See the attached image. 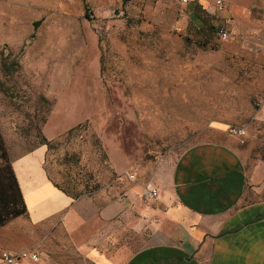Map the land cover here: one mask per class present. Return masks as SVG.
<instances>
[{
	"label": "rangeland",
	"instance_id": "374dc122",
	"mask_svg": "<svg viewBox=\"0 0 264 264\" xmlns=\"http://www.w3.org/2000/svg\"><path fill=\"white\" fill-rule=\"evenodd\" d=\"M207 1L195 13L180 0H0V130L11 161L44 146L54 184L121 193L129 174L138 182L216 141L244 162L248 199L264 200V0H223L224 11ZM202 18L228 37L207 34ZM123 229L104 253L144 245ZM42 238L30 249L36 264H94L58 233Z\"/></svg>",
	"mask_w": 264,
	"mask_h": 264
},
{
	"label": "crops",
	"instance_id": "0c3cea01",
	"mask_svg": "<svg viewBox=\"0 0 264 264\" xmlns=\"http://www.w3.org/2000/svg\"><path fill=\"white\" fill-rule=\"evenodd\" d=\"M45 152L37 147L12 161L28 210L0 226V253L36 249L45 234L58 233L94 264H264V200L248 199L246 166L230 145L199 142L148 177L128 178L121 193L75 198L50 180ZM147 185L157 197L143 198ZM120 228L132 229L144 245L133 254L116 246L104 253L105 238Z\"/></svg>",
	"mask_w": 264,
	"mask_h": 264
},
{
	"label": "trees",
	"instance_id": "16d2710c",
	"mask_svg": "<svg viewBox=\"0 0 264 264\" xmlns=\"http://www.w3.org/2000/svg\"><path fill=\"white\" fill-rule=\"evenodd\" d=\"M201 4L202 3L199 0H194L192 4L193 12L198 13L201 11ZM202 22L204 24V26H202L203 31H205L207 34H219L218 26H215L212 23H207L203 18ZM5 144V139L0 130V226L8 225L16 217L26 215L28 210L27 204L22 195L23 192L21 190L16 172L13 168L12 161ZM44 144H46V142H44ZM54 185L69 194V196L72 198L81 195L71 194L69 190L61 187L57 183Z\"/></svg>",
	"mask_w": 264,
	"mask_h": 264
},
{
	"label": "built area",
	"instance_id": "2783aa9c",
	"mask_svg": "<svg viewBox=\"0 0 264 264\" xmlns=\"http://www.w3.org/2000/svg\"><path fill=\"white\" fill-rule=\"evenodd\" d=\"M184 4H190L194 2V0H180ZM216 5L220 10L224 8L223 0H216ZM219 34L221 37H228V31L224 27H218ZM238 133H243L242 129L237 130ZM130 179H136V175L134 173L129 174ZM158 189L156 187H152L147 185L145 187V191L143 193V198L147 199L149 197H157ZM39 259L38 254L30 249H23L21 251H3L0 253V264H23L26 260H34L37 261Z\"/></svg>",
	"mask_w": 264,
	"mask_h": 264
}]
</instances>
